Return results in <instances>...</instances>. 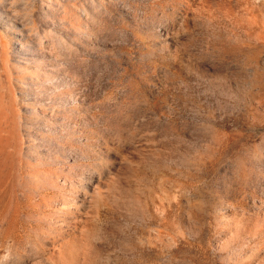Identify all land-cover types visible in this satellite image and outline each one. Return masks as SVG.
Here are the masks:
<instances>
[{"label":"rangeland","instance_id":"374dc122","mask_svg":"<svg viewBox=\"0 0 264 264\" xmlns=\"http://www.w3.org/2000/svg\"><path fill=\"white\" fill-rule=\"evenodd\" d=\"M67 226L83 264H264V0H0V264Z\"/></svg>","mask_w":264,"mask_h":264},{"label":"bare ground","instance_id":"6f19581e","mask_svg":"<svg viewBox=\"0 0 264 264\" xmlns=\"http://www.w3.org/2000/svg\"><path fill=\"white\" fill-rule=\"evenodd\" d=\"M94 176V175H93ZM90 178V177H89ZM92 178V177H91ZM88 179V178H87ZM93 179V178H92ZM103 181H102V179L100 178V177H96V178H94L93 180H91V182H89V189L91 190V192H87V193H91V197L93 198V199H95L96 200V198L97 197H99V196H102L101 194H98L100 191L99 190H97L98 189V187H97V185L96 184H100V183H102ZM87 183H88V181H87ZM107 189H108V187L110 186V184H108L107 183ZM133 185V184H132ZM135 185V184H134ZM130 188L132 189L133 187H131L130 186ZM129 188V189H130ZM135 188H137V187H135ZM85 189H87L86 187H85ZM84 189V191L83 192H85V191H87V190H85ZM134 189V188H133ZM139 189V188H138ZM138 189H137V191H138ZM129 191V190H128ZM134 191V190H133ZM132 191V192H133ZM135 191H136V189H135ZM134 191V192H135ZM95 192V193H94ZM87 193H85V194H83V196L82 197H87ZM110 193V192H109ZM109 193H107V194H109ZM114 192H111L110 194H113ZM96 194H98V195H96ZM107 194L105 195V196H107ZM132 195H133V197H134V204H138V200H139V191L138 192H136V193H131ZM89 196V195H88ZM105 196H104V198H102V199H105ZM116 196V195H115ZM130 196V195H129ZM108 197V196H107ZM126 197V196H125ZM128 197V196H127ZM131 198V197H130ZM129 198V199H130ZM80 199H82V198H80ZM132 200H133V198H131ZM131 199H130V204L133 202V201H131ZM84 200V199H83ZM86 200V199H85ZM94 200V201H95ZM100 200V199H99ZM84 202H86V201H84ZM83 202V203H84ZM102 202H103V200H102ZM96 203V202H95ZM129 203V202H128ZM128 203H127V205H128ZM136 204V205H137ZM133 204H131V206H132ZM133 206H135V205H133ZM133 206H132V208H133ZM129 207H130V205H129ZM61 218V217H60ZM59 218V219H60ZM68 221V220H67ZM65 222V221H64ZM66 224V223H65ZM70 224V223H69ZM72 225H73V223H71ZM83 224V223H82ZM67 225V224H66ZM84 225V224H83ZM71 226V225H70ZM70 226H67L66 228L68 229V227H70ZM74 226V225H73ZM77 226V225H76ZM61 227H63V226H61ZM72 227V226H71ZM83 227V226H82ZM78 228H79V226H78ZM81 228H79V230H80ZM83 229V228H82ZM64 230V229H63ZM76 230H78L77 228L75 229L74 227L73 228H69L68 229V231L66 232V230H65V235L64 236H62V238H60V239H55L53 242H52V246H51V250H52V256L51 257H53V258H55V260H56V262H57V264H81V262H82V264H83V262H85L84 260H83V258H85L84 256V254H85V249H87V248H90L91 246H88L87 248H86V246H85V242L86 241H84L83 243H82V241L79 239V237H77V235H76ZM61 231V230H60ZM85 234V233H84ZM63 235V234H62ZM83 236V235H82ZM82 239H84V236H83V238ZM81 242H80V241ZM55 246H57L58 247V249H56V250H54V248H55ZM90 250H91V248H90ZM86 251H88V249L86 250ZM93 251V250H92ZM87 253V252H86ZM88 254V253H87ZM89 254H90V252H89ZM51 255V254H50ZM88 257V256H87ZM53 258H51V259H53ZM90 258V257H89ZM21 259V258H20ZM23 261H24V259H23ZM18 262V261H17ZM21 262V261H20ZM25 262V261H24ZM27 262V261H26ZM86 262H87V260H86ZM21 264V263H20ZM25 264V263H24ZM27 264V263H26Z\"/></svg>","mask_w":264,"mask_h":264}]
</instances>
